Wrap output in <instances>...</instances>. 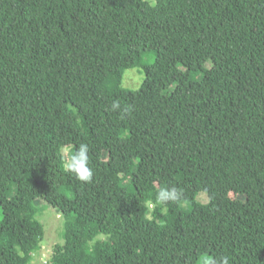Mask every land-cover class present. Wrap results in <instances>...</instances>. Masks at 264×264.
Here are the masks:
<instances>
[{"label":"trees","instance_id":"obj_1","mask_svg":"<svg viewBox=\"0 0 264 264\" xmlns=\"http://www.w3.org/2000/svg\"><path fill=\"white\" fill-rule=\"evenodd\" d=\"M34 201L46 264H264V0H0V264L33 263Z\"/></svg>","mask_w":264,"mask_h":264},{"label":"clouds","instance_id":"obj_2","mask_svg":"<svg viewBox=\"0 0 264 264\" xmlns=\"http://www.w3.org/2000/svg\"><path fill=\"white\" fill-rule=\"evenodd\" d=\"M118 101H113L112 109H119ZM126 111V110H125ZM63 153H67L63 160V168L67 173L74 175L80 182L90 183L93 178V170L90 165L89 145L80 143L76 147L62 148ZM183 198V192L177 186H163L155 194L154 201L149 202L148 207L152 208L154 205L167 206L169 203L180 202ZM204 264H230V258L224 256L206 257Z\"/></svg>","mask_w":264,"mask_h":264},{"label":"rangeland","instance_id":"obj_3","mask_svg":"<svg viewBox=\"0 0 264 264\" xmlns=\"http://www.w3.org/2000/svg\"><path fill=\"white\" fill-rule=\"evenodd\" d=\"M145 80L143 71L140 69L127 70L124 75L123 87L128 90H138ZM67 156V153H64ZM165 182V177L160 178V184ZM235 198V195H231ZM202 202L205 201L204 196L199 198ZM34 205L38 208L37 219L44 225L43 241L40 243V248L34 255L32 264H46L51 256L52 249L56 244H63L64 238V218L58 211L44 204L42 201H34ZM152 212L153 209L151 208ZM151 217V216H150ZM1 218V208H0Z\"/></svg>","mask_w":264,"mask_h":264}]
</instances>
